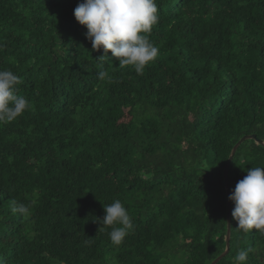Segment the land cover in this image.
<instances>
[{"label": "trees", "instance_id": "1", "mask_svg": "<svg viewBox=\"0 0 264 264\" xmlns=\"http://www.w3.org/2000/svg\"><path fill=\"white\" fill-rule=\"evenodd\" d=\"M80 2L0 0V70L31 105L0 125V262L211 264L226 248L232 148L264 141V0H157L159 54L143 74L92 50ZM252 167L264 146L247 140L230 195ZM116 199L134 224L119 246L97 221ZM234 207L217 264L239 250L264 264V235L238 230Z\"/></svg>", "mask_w": 264, "mask_h": 264}, {"label": "clouds", "instance_id": "2", "mask_svg": "<svg viewBox=\"0 0 264 264\" xmlns=\"http://www.w3.org/2000/svg\"><path fill=\"white\" fill-rule=\"evenodd\" d=\"M79 24L86 26L87 39L92 50L103 49L102 57L119 60V66H131L137 74H143L159 54V49L149 40L153 26L158 23L157 0H81L74 9ZM104 72L99 73L103 79ZM20 77L11 70H0V125L11 123L31 107L30 102L17 94ZM234 202L233 219L243 233L256 229L264 235V167L247 169V175L239 180L229 196ZM105 215L97 221L99 230L110 228L108 235L112 245L119 246L134 229L132 217L119 200L104 204ZM24 217L31 215L30 207L19 203L12 209ZM248 252L239 250L233 264H247ZM2 264V262H0Z\"/></svg>", "mask_w": 264, "mask_h": 264}, {"label": "water", "instance_id": "3", "mask_svg": "<svg viewBox=\"0 0 264 264\" xmlns=\"http://www.w3.org/2000/svg\"><path fill=\"white\" fill-rule=\"evenodd\" d=\"M247 140H254L257 144L264 146V141L261 139H258L256 135H247L241 138L235 146L232 148V151L230 153V156L228 158L227 164L225 165L224 168V188L226 192V201H227V213H226V220H227V232H226V248L225 251L217 257L211 264H217L221 259H223L230 250V243H231V200L229 199L230 196V186H229V181H228V168L230 166V163L232 162L235 153L239 146L247 141Z\"/></svg>", "mask_w": 264, "mask_h": 264}, {"label": "rangeland", "instance_id": "4", "mask_svg": "<svg viewBox=\"0 0 264 264\" xmlns=\"http://www.w3.org/2000/svg\"><path fill=\"white\" fill-rule=\"evenodd\" d=\"M192 116V115H191Z\"/></svg>", "mask_w": 264, "mask_h": 264}]
</instances>
